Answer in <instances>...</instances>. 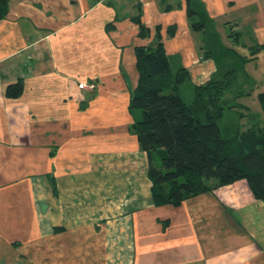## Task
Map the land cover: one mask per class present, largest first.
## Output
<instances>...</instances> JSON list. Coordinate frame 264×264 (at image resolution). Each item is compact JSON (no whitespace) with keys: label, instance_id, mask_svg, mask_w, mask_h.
I'll use <instances>...</instances> for the list:
<instances>
[{"label":"crops","instance_id":"1","mask_svg":"<svg viewBox=\"0 0 264 264\" xmlns=\"http://www.w3.org/2000/svg\"><path fill=\"white\" fill-rule=\"evenodd\" d=\"M200 1L225 44L230 28L240 53L264 44V0ZM186 3L9 0L0 20V264H264V202L244 179L176 206L151 202L147 155L131 128L138 112L128 109L134 47L160 24L172 67L197 84L209 79L215 63L202 57ZM137 14L150 37L138 36ZM18 81L20 94L6 95ZM89 81L94 90L78 87Z\"/></svg>","mask_w":264,"mask_h":264},{"label":"trees","instance_id":"2","mask_svg":"<svg viewBox=\"0 0 264 264\" xmlns=\"http://www.w3.org/2000/svg\"><path fill=\"white\" fill-rule=\"evenodd\" d=\"M186 1L189 26L202 34V57L215 63L209 79L197 84L186 67H172L160 24L154 26L151 42L134 47L138 80L128 109L134 116L138 112L131 128L147 155L151 202L176 206L241 179L264 202V121L260 113L250 112L249 124L242 130L240 120L248 108L239 101L251 94L257 82L246 70V62L255 60L264 44L254 43L247 47L248 53H240L235 48V29L230 28L229 46L203 3ZM8 7L9 0H0V20ZM132 19L140 38L151 36L140 14ZM174 30V25L167 26L168 35ZM21 85L20 81L8 85L6 95L18 96ZM257 96L264 112V90Z\"/></svg>","mask_w":264,"mask_h":264},{"label":"rangeland","instance_id":"3","mask_svg":"<svg viewBox=\"0 0 264 264\" xmlns=\"http://www.w3.org/2000/svg\"><path fill=\"white\" fill-rule=\"evenodd\" d=\"M245 38L246 36H244V39ZM227 39L229 38L227 37ZM248 52L249 50L246 49V53ZM245 67L250 75L252 74L254 77L257 78V80H255V82L256 81L257 82L255 83V85H253L251 94L245 95L239 98V101L242 104L246 105V107L248 108V109H245L243 113V114H246V116L245 115L242 116L240 120V125H241L242 130L246 128L249 124L248 114L250 112L260 113L259 117L264 121V112L261 111L258 96H257L258 92H260L262 89L264 90L263 88L264 83L262 84L260 83L264 81V52L262 51V54H260V56L257 57L255 60L246 62Z\"/></svg>","mask_w":264,"mask_h":264},{"label":"built area","instance_id":"4","mask_svg":"<svg viewBox=\"0 0 264 264\" xmlns=\"http://www.w3.org/2000/svg\"><path fill=\"white\" fill-rule=\"evenodd\" d=\"M78 87L79 88H85V89H89V90H94L96 87L95 82L93 81H89V82H78Z\"/></svg>","mask_w":264,"mask_h":264}]
</instances>
